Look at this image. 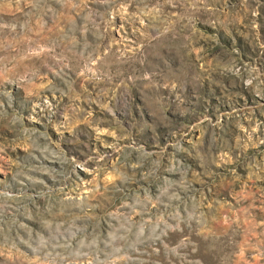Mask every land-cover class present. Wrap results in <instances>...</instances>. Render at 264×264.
<instances>
[{"label":"rangeland","instance_id":"obj_1","mask_svg":"<svg viewBox=\"0 0 264 264\" xmlns=\"http://www.w3.org/2000/svg\"><path fill=\"white\" fill-rule=\"evenodd\" d=\"M0 264H264V0H0Z\"/></svg>","mask_w":264,"mask_h":264}]
</instances>
